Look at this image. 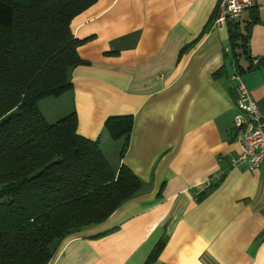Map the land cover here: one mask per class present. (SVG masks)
Wrapping results in <instances>:
<instances>
[{
  "label": "crops",
  "instance_id": "1",
  "mask_svg": "<svg viewBox=\"0 0 264 264\" xmlns=\"http://www.w3.org/2000/svg\"><path fill=\"white\" fill-rule=\"evenodd\" d=\"M217 1L96 0L71 19L87 64L71 69V90L38 107L47 122L73 110L76 132L142 185L104 221L63 240L48 264H142L162 234L152 264H264V166L229 162L240 145L227 30L211 26ZM254 6L259 19L264 0ZM249 38L251 54L264 56V25L254 23ZM222 65L227 78L212 77ZM249 74L243 83L264 118V77ZM119 114L132 115L121 156V140L102 126Z\"/></svg>",
  "mask_w": 264,
  "mask_h": 264
},
{
  "label": "trees",
  "instance_id": "2",
  "mask_svg": "<svg viewBox=\"0 0 264 264\" xmlns=\"http://www.w3.org/2000/svg\"><path fill=\"white\" fill-rule=\"evenodd\" d=\"M95 1L0 0V264H48L63 240L104 221L142 185L125 166L112 169L96 139L76 132L73 110L47 122L38 107L41 99L71 90V69L87 64L69 24ZM258 21L253 5L244 24L226 23L223 60L239 75L264 66V57L247 56L248 27ZM222 75L227 78L224 65L212 73ZM131 123V114L103 120L109 138L122 142L119 156ZM164 242L162 234L142 264H152Z\"/></svg>",
  "mask_w": 264,
  "mask_h": 264
},
{
  "label": "built area",
  "instance_id": "3",
  "mask_svg": "<svg viewBox=\"0 0 264 264\" xmlns=\"http://www.w3.org/2000/svg\"><path fill=\"white\" fill-rule=\"evenodd\" d=\"M253 5L254 0H218L211 26L226 27V23ZM228 79L232 83L233 106L236 110L232 117L233 135L240 145L239 153L232 156L229 162L230 165L254 170L264 166V118L232 63Z\"/></svg>",
  "mask_w": 264,
  "mask_h": 264
},
{
  "label": "rangeland",
  "instance_id": "4",
  "mask_svg": "<svg viewBox=\"0 0 264 264\" xmlns=\"http://www.w3.org/2000/svg\"><path fill=\"white\" fill-rule=\"evenodd\" d=\"M248 17H249V9H244L241 13H240V15L235 19L236 21H238L240 24H244V20H246V19H248ZM260 18H262V19H260ZM264 18V10H262L261 11V13L259 14V22H263L262 20H264L263 19ZM263 24V23H262ZM264 25V24H263ZM252 29H253V26H252V28H251V31H250V34L252 33ZM250 34H249V37H250ZM250 39V38H249ZM248 44H249V46H250V48H251V39L250 40H248ZM225 49H228L229 50V47H228V44H227V46H225ZM229 52V51H228ZM252 52H250V54H251ZM251 56H253L252 54H251ZM245 62H247V61H245L244 60V58H240L239 59V61H238V63L242 66V67H245L246 65H245ZM247 64V63H246ZM254 71H256V76L257 77H259V78H262V77H264V70H259V72H257V70H254ZM249 73H251V72H247V71H245V72H243V73H241L240 74V76H241V80H243V82H250V80H251V76H250V74ZM249 74V75H248ZM248 75V76H247Z\"/></svg>",
  "mask_w": 264,
  "mask_h": 264
},
{
  "label": "water",
  "instance_id": "5",
  "mask_svg": "<svg viewBox=\"0 0 264 264\" xmlns=\"http://www.w3.org/2000/svg\"><path fill=\"white\" fill-rule=\"evenodd\" d=\"M253 23L254 22H251L250 24H249V27H248V31H249V33H248V36H247V42H248V39H249V34H250V31H251V28H252V26H253ZM257 23H261V22H257ZM262 24V23H261ZM264 24V23H263ZM247 46H248V49H247V56H248V58L249 59H251V60H255V58H261V57H264V56H262V55H260V56H258V57H254V56H251V54H250V49H249V44L247 43Z\"/></svg>",
  "mask_w": 264,
  "mask_h": 264
}]
</instances>
